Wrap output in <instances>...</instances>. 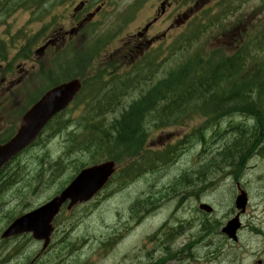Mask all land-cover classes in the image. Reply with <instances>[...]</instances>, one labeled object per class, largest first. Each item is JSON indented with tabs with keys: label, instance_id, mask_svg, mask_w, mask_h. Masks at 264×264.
I'll return each instance as SVG.
<instances>
[{
	"label": "rangeland",
	"instance_id": "1",
	"mask_svg": "<svg viewBox=\"0 0 264 264\" xmlns=\"http://www.w3.org/2000/svg\"><path fill=\"white\" fill-rule=\"evenodd\" d=\"M149 1L145 5L140 0H91L90 9L95 10L97 6H103L94 19L97 32H104L113 39L107 55L110 54L111 57L116 55L117 49H124L118 47L124 44L128 36L135 34L144 26L153 13L154 0ZM219 2L220 0H201L197 4L199 7L197 12L201 10L202 12L196 17L198 20L201 17V20L195 22V24L198 23L196 44L185 53L178 48L176 56L169 57L159 64L158 76L162 77L165 70L170 73L171 66L175 65L180 55H188L198 48H219L232 53L234 45L241 39H248L250 34L253 37L259 36L261 44L264 45V0H245L244 2L226 0L220 6ZM192 3L189 5L195 7ZM130 10L135 13L129 15ZM50 17L33 18L30 9H20L7 18L0 15L3 20L2 23L0 22V40L6 42L8 47L5 48H9L10 59L33 35L38 34L36 44L32 47L36 49L52 33L50 26H47ZM213 18H216V21ZM260 20L262 21L259 23ZM60 22L63 31L66 26L69 30L73 25L69 17L60 19ZM170 24L171 21L165 16L161 28L166 29ZM190 24L191 22L175 31L180 35L194 28L195 24L191 26ZM17 35L22 37L16 40ZM77 37L75 38L79 42V36ZM170 41L171 36L162 43V47L169 45ZM253 48L255 50V47ZM0 64L6 65L7 62L0 59ZM16 65V75L10 82L17 84L24 81L26 85L11 86L0 83V104H7L8 98H11L4 113L5 116L0 113V124L14 113L23 112L25 105L30 101V92H38L47 84V82L32 81L30 75L37 70L33 61L21 60ZM29 76L31 82L27 84ZM238 79L242 81V78ZM23 87L25 91L21 90ZM105 94L108 97L113 92ZM131 99L123 98L115 113L107 114L108 121H113L120 113L125 112V107ZM76 108L77 105L71 107L63 114L64 116L62 115L63 117H59L70 121L67 128L57 132L59 120L56 121L52 128L42 134L38 143L22 157V174L30 179L27 183L36 190L31 192L22 189V194L17 196L16 187H13L2 197L0 258L8 259L6 254L15 252L14 259H8L2 264H147L162 257L161 264H257V258H264V239L260 240L257 237L259 225L264 227L262 223L264 156L255 155L247 162L243 170H239L236 166L237 169L233 171V174L230 173L232 167L225 164L220 169L212 167L207 170L206 167V164L221 149L222 140H228L232 137L231 134L225 135L217 144H211L209 152L200 150L202 145H193L188 148L183 146L172 163L161 166L158 170L142 173L134 180L123 184L114 180L93 201L80 205L75 210L65 209L57 220L56 232L47 250L43 249L42 243L32 239V236L2 240L1 234L12 221L11 217L16 218L47 201L57 194L62 186L61 183L68 180L77 167L93 163L92 152L86 150H83L82 154H79L80 150H78L76 152L78 155L74 153L68 159L63 158L61 163H56L59 157H63L66 150L68 132L79 126L80 120H77L76 116L82 110ZM150 111L147 116L154 118L149 117L145 120L150 121L147 122L148 126L156 123V117L153 116L156 114L152 115ZM19 116V119L14 118L18 125L21 123V113ZM234 120L241 121L242 118L234 116L224 123L228 125ZM201 124L199 118H190L184 126L171 124L160 125L156 129L151 127L152 133L149 136L148 146L156 148L155 150L167 148ZM70 144L72 150L76 151L77 143L71 140ZM102 155L100 154L98 158ZM105 159L107 157L103 156L98 161ZM40 160L45 162L46 170H42ZM50 161L53 162L52 167L49 165ZM125 165L124 163L123 167ZM204 170H207L206 174L201 179L199 176L198 181L195 182L196 177ZM38 174L41 176L38 178L39 183L36 184L34 180L37 179ZM183 175L190 176L192 181L189 185L176 187V183ZM174 182L175 187H171ZM239 188L248 193L249 203L241 217L243 227L239 232V240L235 242L228 239L227 235L221 232V228L237 213L235 199L239 194ZM153 195L160 199L157 200L150 214H146L145 211L139 214V211L133 208L137 200ZM200 202L208 203L216 209L215 216L218 223L213 230L200 231V215L197 213ZM29 204H32V207H29ZM71 221H74L73 227ZM164 244H170L171 248L164 251L161 247ZM186 247L187 251L179 250ZM261 253H263L262 256L258 255ZM218 255H221V258H218ZM184 256L189 259L183 258Z\"/></svg>",
	"mask_w": 264,
	"mask_h": 264
},
{
	"label": "trees",
	"instance_id": "2",
	"mask_svg": "<svg viewBox=\"0 0 264 264\" xmlns=\"http://www.w3.org/2000/svg\"><path fill=\"white\" fill-rule=\"evenodd\" d=\"M197 30L198 26L191 33L180 35L175 48H163L160 55L154 51L147 60L156 61L164 56L173 57L178 48L185 53L189 50L188 47L196 44ZM263 48L264 45L257 36L244 42L241 48L235 49L232 53L219 48H198L188 55H180L170 73L166 72V75L140 98L132 100L125 107V112L123 111L110 122L107 114H112L116 110L122 102L119 95L127 92L128 84L125 75L110 76L107 67H96L95 62L100 57V48L97 46L91 48L89 44L81 51L70 50L73 59L66 61L68 66L62 67V65L54 64L48 73L42 74L49 78L51 85L60 82L62 78L74 76L82 77L84 82V92L80 94L75 103L76 109L82 110L76 116V119L80 120L79 126L75 128L76 130L68 132L66 139L68 144L64 154L73 152L70 147L71 140L84 147L80 148L82 152L79 153H83L84 149L92 152L93 159L100 156L98 151L107 153L112 147L118 154V161H129L120 175V180L126 183L127 179L136 178L146 170H158V167L172 163L183 145L190 141V136H188L187 142L186 139L182 140L161 151L146 149L150 131L147 124L149 121L145 120L149 117L154 118L147 116L150 110L152 115L156 114L153 115L156 117L154 126L159 122L161 126L183 124L189 119L191 111L197 112L200 116L209 117V119H220L221 116L232 113H249L256 120V128L253 132H248L242 128L244 127L242 125V130L238 131L240 135L235 139V143L229 145L223 152V158L229 163L236 159L243 163L249 151L257 148L264 140ZM259 49L263 51L260 52ZM30 53L31 48H20L6 67L4 74L14 70L17 60L28 58ZM0 57H6L1 43ZM58 60L62 61V53L57 54L56 61ZM238 78L244 81L239 82ZM140 80L141 77L138 81ZM138 81L133 80L131 85H136ZM109 92H113L114 95L106 97L105 93ZM34 101L35 99L32 102ZM69 123L68 119H59L58 129L67 128ZM245 132L252 133V138H256L250 142L251 149L247 145L251 135L247 136ZM196 133L202 134L203 132L196 131ZM12 135V130H6L0 137V142L7 141ZM206 167L209 169L213 165L211 163ZM206 172V170L200 172L195 182L198 181L199 176L201 179ZM191 181L190 176L183 175L176 183V187L189 185ZM171 187H175V182ZM152 203L149 199H142L133 208L139 210L142 204Z\"/></svg>",
	"mask_w": 264,
	"mask_h": 264
},
{
	"label": "water",
	"instance_id": "3",
	"mask_svg": "<svg viewBox=\"0 0 264 264\" xmlns=\"http://www.w3.org/2000/svg\"><path fill=\"white\" fill-rule=\"evenodd\" d=\"M81 87V82L74 79L47 91L26 113L25 123L15 137L7 144L0 145V168L12 156L26 147L55 114L64 110L73 101ZM113 172L114 162L112 161L84 169L60 196L54 198L42 208L16 220L5 236L33 231L37 239H45L47 244L52 232L51 221L59 211L62 203L70 199L71 207L78 202L90 199L105 185ZM246 203V193L243 192L238 196L236 204L238 208L244 211ZM202 208L210 211V208L206 205H203ZM239 226L240 221L236 217L229 221L224 231L230 237H235Z\"/></svg>",
	"mask_w": 264,
	"mask_h": 264
},
{
	"label": "flooded vegetation",
	"instance_id": "4",
	"mask_svg": "<svg viewBox=\"0 0 264 264\" xmlns=\"http://www.w3.org/2000/svg\"><path fill=\"white\" fill-rule=\"evenodd\" d=\"M172 3H173V0H165V2L162 4V7L163 8L166 7V4L171 6ZM158 21H156L153 25H156L158 23ZM160 32H161V30H160ZM158 37L159 36L157 35V32H155L154 35H152L151 40H147L144 37L141 38V37L133 36V39L130 38L132 40H129L128 41V44L125 46V48H156V43H157V38ZM138 41H139L138 44L133 45L134 42H138ZM54 43L56 44V41ZM42 54H44V52ZM217 257L218 258H221V255H218ZM217 257H215V258H217ZM256 261H257V264H263V262H264V260L262 259V257L257 258Z\"/></svg>",
	"mask_w": 264,
	"mask_h": 264
},
{
	"label": "bare ground",
	"instance_id": "5",
	"mask_svg": "<svg viewBox=\"0 0 264 264\" xmlns=\"http://www.w3.org/2000/svg\"><path fill=\"white\" fill-rule=\"evenodd\" d=\"M159 241V240H158Z\"/></svg>",
	"mask_w": 264,
	"mask_h": 264
}]
</instances>
